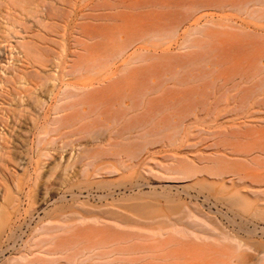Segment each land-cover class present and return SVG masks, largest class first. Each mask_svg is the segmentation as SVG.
<instances>
[{
  "label": "rangeland",
  "instance_id": "374dc122",
  "mask_svg": "<svg viewBox=\"0 0 264 264\" xmlns=\"http://www.w3.org/2000/svg\"><path fill=\"white\" fill-rule=\"evenodd\" d=\"M0 264H264V0H0Z\"/></svg>",
  "mask_w": 264,
  "mask_h": 264
},
{
  "label": "bare ground",
  "instance_id": "6f19581e",
  "mask_svg": "<svg viewBox=\"0 0 264 264\" xmlns=\"http://www.w3.org/2000/svg\"><path fill=\"white\" fill-rule=\"evenodd\" d=\"M141 199L142 198V195H138L137 197H136V199ZM134 200V199H133ZM133 208H135V209H145V207L147 206V205H145L144 203H141L140 205L139 204H136L135 203V201L132 203V204H130Z\"/></svg>",
  "mask_w": 264,
  "mask_h": 264
}]
</instances>
